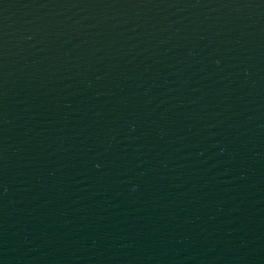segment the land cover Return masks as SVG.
<instances>
[{"label":"water","instance_id":"95a60500","mask_svg":"<svg viewBox=\"0 0 264 264\" xmlns=\"http://www.w3.org/2000/svg\"><path fill=\"white\" fill-rule=\"evenodd\" d=\"M0 264H264V0H0Z\"/></svg>","mask_w":264,"mask_h":264}]
</instances>
